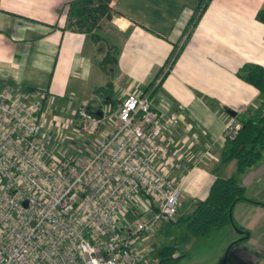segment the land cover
<instances>
[{
  "label": "crops",
  "instance_id": "obj_1",
  "mask_svg": "<svg viewBox=\"0 0 264 264\" xmlns=\"http://www.w3.org/2000/svg\"><path fill=\"white\" fill-rule=\"evenodd\" d=\"M68 1L0 0V87L44 89L51 100L46 116L61 120L73 118L79 105L98 114L128 93L146 95L151 108L179 117L171 132L181 158L171 170L180 188L177 217L182 201L191 212L206 198L214 178L234 176L247 197L264 203V150L236 173L233 160H221L220 136L228 112L238 119L264 110V98L237 76L248 65L264 68V25L254 18L264 0H211L168 70L165 62L200 0H112L109 67L101 64L98 42L66 27ZM231 220L243 233L230 223L208 231L222 233L219 258L230 243L222 264H264V206L239 201Z\"/></svg>",
  "mask_w": 264,
  "mask_h": 264
},
{
  "label": "built area",
  "instance_id": "obj_2",
  "mask_svg": "<svg viewBox=\"0 0 264 264\" xmlns=\"http://www.w3.org/2000/svg\"><path fill=\"white\" fill-rule=\"evenodd\" d=\"M49 101L44 89L0 87V264H137L130 240L176 216L178 115L132 93L98 114L79 105L64 124L85 135L103 129L85 156L57 157L55 123L43 117ZM240 126L228 116L221 140Z\"/></svg>",
  "mask_w": 264,
  "mask_h": 264
},
{
  "label": "trees",
  "instance_id": "obj_3",
  "mask_svg": "<svg viewBox=\"0 0 264 264\" xmlns=\"http://www.w3.org/2000/svg\"><path fill=\"white\" fill-rule=\"evenodd\" d=\"M210 1H199L184 27L180 42L173 47L165 62L167 70L178 56ZM114 13L112 0H70L66 3L65 9L66 27L88 34L92 42L96 43L101 39L98 31L102 22L110 21ZM254 18L264 25V5L256 11ZM112 47L110 46V48ZM114 61L115 57L106 51L102 56L101 64L113 63ZM237 76L245 83L253 86L258 91L259 96L264 98L263 67L259 65L245 66L237 73ZM101 90L104 88L99 87L94 91L99 92ZM237 120L240 122V129L232 139L224 141L221 160L224 162L233 160L235 172L239 173L258 162L262 157L264 150V110L258 111L254 117L238 118ZM239 201L264 206V203L247 197L244 187L236 181L234 176L214 178L209 185L206 198L197 201L189 215L176 217L173 222L184 224L191 236H202L213 228L229 223L232 206ZM232 224L240 229L233 222ZM155 257L156 262L154 264H173L178 258L176 247L163 246L156 251Z\"/></svg>",
  "mask_w": 264,
  "mask_h": 264
},
{
  "label": "rangeland",
  "instance_id": "obj_4",
  "mask_svg": "<svg viewBox=\"0 0 264 264\" xmlns=\"http://www.w3.org/2000/svg\"><path fill=\"white\" fill-rule=\"evenodd\" d=\"M98 32L101 37V39L98 40V44L101 46L100 56L102 58V55L105 53V50L108 46L107 42L108 44L110 43L109 41L113 42V37L111 36L113 35L112 23L110 21H103ZM109 52H111L110 54L113 55L114 49L109 48ZM110 65H112L111 62L109 63L108 67ZM46 115L47 114L45 112L43 114L45 124L47 122L50 124L55 123L52 124L51 128V152L57 157L85 156L89 150L92 149L93 140L96 133L103 129L102 127L92 135H85L76 129V122H72V124H64L67 119L73 120L74 117L71 118L66 116L67 118H64L65 120H61V118H58L57 115L52 114L49 117ZM105 116L108 118L109 112H105ZM179 201L180 195L178 198L177 207L179 206ZM182 203L183 204H181V206L178 208V212L180 214L179 216H187L192 212H190V208H188L190 203L188 200L182 201ZM134 210L137 212L144 211L141 206L138 208L134 207ZM176 217L177 215L175 218ZM145 218L146 216L142 217V219ZM206 234L194 237L188 233L185 225L181 222H157L149 234L140 233L132 238L130 242L133 248L140 254V259L137 264H154L156 262L155 253L163 246L176 247V256L180 259H176L173 264H214L216 263V260L218 261V259L219 263H224L226 254L228 252L227 247L230 243H228L225 249L222 250L223 252L221 251L222 254L219 258L220 249L218 245H216V242L222 233H217L216 230H213L207 235Z\"/></svg>",
  "mask_w": 264,
  "mask_h": 264
},
{
  "label": "water",
  "instance_id": "obj_5",
  "mask_svg": "<svg viewBox=\"0 0 264 264\" xmlns=\"http://www.w3.org/2000/svg\"><path fill=\"white\" fill-rule=\"evenodd\" d=\"M228 114L230 115V116H235V113L234 112H228ZM229 223L231 224V226H232V228H233V230L236 232V233H243L240 229H238L237 227H235L233 224H232V222H231V220H230V216H229ZM246 235V234H245Z\"/></svg>",
  "mask_w": 264,
  "mask_h": 264
}]
</instances>
